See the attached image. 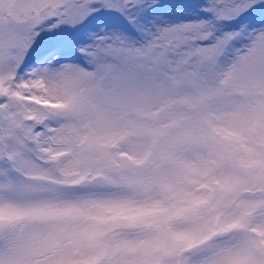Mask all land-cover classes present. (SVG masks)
<instances>
[{"label": "snow or ice", "instance_id": "1", "mask_svg": "<svg viewBox=\"0 0 264 264\" xmlns=\"http://www.w3.org/2000/svg\"><path fill=\"white\" fill-rule=\"evenodd\" d=\"M0 264H264V0H0Z\"/></svg>", "mask_w": 264, "mask_h": 264}]
</instances>
